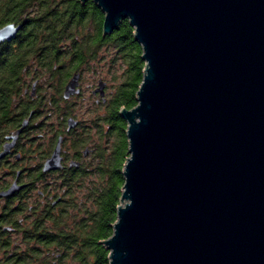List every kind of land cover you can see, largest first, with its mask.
Returning a JSON list of instances; mask_svg holds the SVG:
<instances>
[{
  "label": "water",
  "instance_id": "95a60500",
  "mask_svg": "<svg viewBox=\"0 0 264 264\" xmlns=\"http://www.w3.org/2000/svg\"><path fill=\"white\" fill-rule=\"evenodd\" d=\"M91 1L103 36L128 20L144 62L137 104L119 110L128 157L108 264H264V0ZM20 28L1 26L0 42ZM79 84L75 72L62 98ZM61 141L43 171L60 168Z\"/></svg>",
  "mask_w": 264,
  "mask_h": 264
},
{
  "label": "trees",
  "instance_id": "16d2710c",
  "mask_svg": "<svg viewBox=\"0 0 264 264\" xmlns=\"http://www.w3.org/2000/svg\"><path fill=\"white\" fill-rule=\"evenodd\" d=\"M102 21L91 0H0V27L21 25L13 39L0 42V132L11 126L9 116L33 109L45 116L48 138L54 116L79 158L57 185L66 188L67 201L43 214L33 205L29 219L15 221L13 241L0 239L3 264H108L100 241L112 234L128 157L119 110L137 104L144 62L127 19L105 36ZM102 62L113 69L108 93L95 96L89 116L65 131L67 118L76 117L72 97L61 95L65 83L75 72L81 80L91 64ZM31 80L38 82L37 98L28 101L22 90Z\"/></svg>",
  "mask_w": 264,
  "mask_h": 264
},
{
  "label": "flooded vegetation",
  "instance_id": "af4514ba",
  "mask_svg": "<svg viewBox=\"0 0 264 264\" xmlns=\"http://www.w3.org/2000/svg\"><path fill=\"white\" fill-rule=\"evenodd\" d=\"M37 88L38 82L31 80L30 85H26L22 90L24 98L28 101L35 100ZM91 95L100 97L99 94H93L92 90ZM9 119L13 120L11 126L0 132V153L5 145L11 143L0 157V239L6 242L14 239L15 221L23 224L31 217L29 210L33 205L37 208L36 213L43 214L49 207L56 210L67 201L66 188L57 185L63 177L71 174V169L74 168L71 162H79L77 152H73L70 144L65 143L67 136L62 133L57 123L56 126L50 125L49 131L54 132L52 131V136L48 138L44 115L37 116L34 110L30 109L26 114L11 115ZM24 120H27V123L22 127ZM19 128L20 132L12 139V135ZM59 136H62L61 166L58 169L43 171V163L51 155ZM82 156L86 157L83 153ZM12 185L19 188L11 194L3 195L2 193ZM4 252L5 249L0 248V264H3L1 259Z\"/></svg>",
  "mask_w": 264,
  "mask_h": 264
},
{
  "label": "rangeland",
  "instance_id": "374dc122",
  "mask_svg": "<svg viewBox=\"0 0 264 264\" xmlns=\"http://www.w3.org/2000/svg\"><path fill=\"white\" fill-rule=\"evenodd\" d=\"M111 68L107 67V64L102 62L101 64H91L88 71L82 74L80 80V94L72 97L70 100L74 103L73 107L75 110V118L78 120L86 119L89 116L87 108L90 106L95 97L91 95V90L97 86L98 79H102L106 82L105 93H108V86L111 84L112 77ZM119 75V70H116ZM51 122L56 124L54 116L51 117ZM74 134L73 136H75ZM69 145V139L67 141ZM67 145V146H68Z\"/></svg>",
  "mask_w": 264,
  "mask_h": 264
}]
</instances>
